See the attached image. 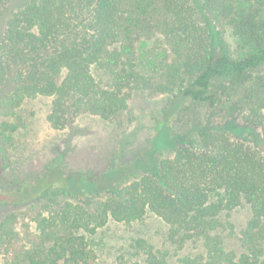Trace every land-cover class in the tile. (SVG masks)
<instances>
[{
  "label": "trees",
  "instance_id": "1",
  "mask_svg": "<svg viewBox=\"0 0 264 264\" xmlns=\"http://www.w3.org/2000/svg\"><path fill=\"white\" fill-rule=\"evenodd\" d=\"M244 6L253 8V15H244ZM262 10L264 0H0L4 169L12 164L14 135L26 127L18 110L37 97L50 98L47 120L55 130L81 115L124 125L131 93L139 90L148 99L173 98L162 121L194 102L206 105L211 117L239 118L260 132L247 144L209 122L198 129L194 145L187 134L177 136L169 144L174 155L160 161L150 144L136 159L137 168L122 167L121 177L140 175L120 189L114 176L96 179L82 195H111L87 204L49 199L48 191L63 180L57 167L0 192V201L10 205L38 200L0 220V264H98L88 236L110 222L140 224L148 214L168 226L178 250L189 244L200 250L173 262L137 237L143 264H264ZM228 29L253 49L232 57L216 40ZM156 39L169 55L157 69L140 73L137 43ZM56 187L76 192L65 184ZM243 204L250 215L240 236L242 251L236 253L225 248L222 216Z\"/></svg>",
  "mask_w": 264,
  "mask_h": 264
},
{
  "label": "rangeland",
  "instance_id": "2",
  "mask_svg": "<svg viewBox=\"0 0 264 264\" xmlns=\"http://www.w3.org/2000/svg\"><path fill=\"white\" fill-rule=\"evenodd\" d=\"M243 9L246 11L244 15L253 11L250 7L244 6ZM260 13L264 23V10ZM251 14L253 15V12ZM259 19L256 15L254 20ZM216 40L221 42L222 47L234 58L253 49L250 43L235 37L229 29L219 32ZM158 42L159 39L140 40L137 43L136 69L140 73H150L167 59L168 49ZM259 72L264 74V65L259 68ZM103 79L105 80V77ZM4 93L3 89H0V99ZM172 99H148L141 91L135 90L129 99L124 125L103 121L96 116L81 115L63 130L53 129L47 120L50 98L27 99L18 110L26 127L14 135L11 166L4 169L0 159V192H12L20 185L34 182L53 167H57L62 171L63 180L55 184H65L77 193L54 185L48 191L49 199L55 202L87 204L89 201L111 195L107 192L82 195L87 192L88 185L95 186L96 179L105 175L114 176L120 179L117 186L120 189L140 175L141 172H130L131 174L121 177L122 167L128 166V171L137 168L139 158L149 149L150 144L159 150L156 158L160 161L174 155L175 148L169 144L173 143L177 136L187 134V141L194 145L199 139L198 129L209 122L211 126H223L232 136L247 144L254 142L257 135H260L259 130L250 129L239 118L234 122H226L219 114L211 117L210 109L201 103L187 102L175 114H167L166 119L162 121L163 112ZM78 176L80 178H76ZM36 201L38 200L33 199L11 205L0 201V220L9 212L22 210ZM249 215L248 207L243 204L229 217L222 216L226 228L221 236L227 250L236 253L242 251L240 236ZM137 237H142L156 249L167 252L168 258L173 262L177 261L178 256L196 254L200 250L193 244L178 250L168 238V226L151 214H148L142 223L134 226L110 222L95 235L88 236V240L91 248L96 251L98 264H143L144 259L134 246V239Z\"/></svg>",
  "mask_w": 264,
  "mask_h": 264
}]
</instances>
